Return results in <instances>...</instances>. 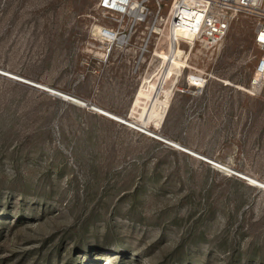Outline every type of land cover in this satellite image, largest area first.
Here are the masks:
<instances>
[{"label": "rangeland", "instance_id": "rangeland-1", "mask_svg": "<svg viewBox=\"0 0 264 264\" xmlns=\"http://www.w3.org/2000/svg\"><path fill=\"white\" fill-rule=\"evenodd\" d=\"M98 2L0 0V264H264L253 20L183 69L163 28L106 60Z\"/></svg>", "mask_w": 264, "mask_h": 264}, {"label": "built area", "instance_id": "built-area-1", "mask_svg": "<svg viewBox=\"0 0 264 264\" xmlns=\"http://www.w3.org/2000/svg\"><path fill=\"white\" fill-rule=\"evenodd\" d=\"M97 8L109 25L96 23L90 35L95 42L108 47L106 60L118 49L136 45L147 49L152 42L150 34L162 32L161 28L168 43L173 40L174 46L185 53L195 46L212 50L223 44L237 18H251L255 26L254 43L261 53L251 88L264 94V0H99ZM141 26L145 30L138 39L136 33ZM179 30L184 37L176 36Z\"/></svg>", "mask_w": 264, "mask_h": 264}, {"label": "bare ground", "instance_id": "bare-ground-1", "mask_svg": "<svg viewBox=\"0 0 264 264\" xmlns=\"http://www.w3.org/2000/svg\"><path fill=\"white\" fill-rule=\"evenodd\" d=\"M184 32L182 31V30H179V31H177L176 32V36H178V38L179 37H184ZM160 53L161 54H165V51H160ZM157 56H158V54H156ZM166 55H167V60H165L164 59V61L165 62H167L168 63V61H169V63L170 64H172V63H174L176 60H177V58H178V56L180 57V58H185V55H186V58L184 59L185 60V65L184 66H182V67H185V68H187V61H186V59L188 60V57H187V53H185L180 47H175L174 46V44H173V40H171L170 39V42H169V46H168V52H166ZM160 59H163V58H160ZM166 69V68H165ZM165 69H164V71H165ZM164 73V72H163ZM1 75H3V74H1ZM4 76H6V77H10V76H7L6 74H4ZM161 78V77H160ZM29 85H32V84H29ZM33 87H37V86H34V85H32ZM47 92H49L48 90H46ZM68 101V100H67ZM104 115V114H103ZM105 117H110V116H107V115H104ZM112 119V118H111ZM125 121V120H124ZM126 122V121H125ZM124 125V124H123ZM191 155V154H190ZM210 163V162H209Z\"/></svg>", "mask_w": 264, "mask_h": 264}, {"label": "water", "instance_id": "water-1", "mask_svg": "<svg viewBox=\"0 0 264 264\" xmlns=\"http://www.w3.org/2000/svg\"><path fill=\"white\" fill-rule=\"evenodd\" d=\"M4 75V74H3ZM64 99V101H67L65 98H63ZM96 111V110H95ZM112 119H114V118H112ZM123 119V118H122ZM115 120V119H114ZM123 120H125V119H123ZM118 121L119 123H121V124H124V125H127L128 126V124H126V122L125 121ZM115 121H117V120H115ZM162 141V140H161Z\"/></svg>", "mask_w": 264, "mask_h": 264}]
</instances>
